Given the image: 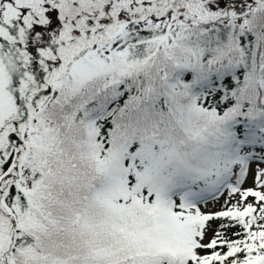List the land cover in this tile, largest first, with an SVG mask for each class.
<instances>
[{"label": "snow or ice", "instance_id": "1", "mask_svg": "<svg viewBox=\"0 0 264 264\" xmlns=\"http://www.w3.org/2000/svg\"><path fill=\"white\" fill-rule=\"evenodd\" d=\"M0 264H264V0H0Z\"/></svg>", "mask_w": 264, "mask_h": 264}, {"label": "rangeland", "instance_id": "2", "mask_svg": "<svg viewBox=\"0 0 264 264\" xmlns=\"http://www.w3.org/2000/svg\"><path fill=\"white\" fill-rule=\"evenodd\" d=\"M246 186H251V180H249V183L248 185ZM220 203H223V199H221ZM220 203H217V204H210L209 205V210H215V209H218L220 207Z\"/></svg>", "mask_w": 264, "mask_h": 264}]
</instances>
